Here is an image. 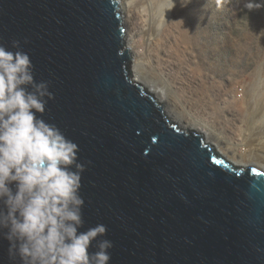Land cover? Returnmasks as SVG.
<instances>
[{
  "label": "water",
  "instance_id": "obj_1",
  "mask_svg": "<svg viewBox=\"0 0 264 264\" xmlns=\"http://www.w3.org/2000/svg\"><path fill=\"white\" fill-rule=\"evenodd\" d=\"M124 29L116 0H0V43L19 40L54 94L38 118L79 146L80 231L107 226L89 251L106 239L109 264H264V170L166 118L130 78ZM8 233L0 264H23Z\"/></svg>",
  "mask_w": 264,
  "mask_h": 264
},
{
  "label": "clouds",
  "instance_id": "obj_2",
  "mask_svg": "<svg viewBox=\"0 0 264 264\" xmlns=\"http://www.w3.org/2000/svg\"><path fill=\"white\" fill-rule=\"evenodd\" d=\"M11 48L0 43V200L7 208L0 210V227L9 228L7 238L23 264H109L111 241L99 240L97 250L89 251L107 226L80 231L85 165L77 162L79 146L38 118L54 94L48 81H36L21 42L13 40Z\"/></svg>",
  "mask_w": 264,
  "mask_h": 264
},
{
  "label": "rangeland",
  "instance_id": "obj_3",
  "mask_svg": "<svg viewBox=\"0 0 264 264\" xmlns=\"http://www.w3.org/2000/svg\"><path fill=\"white\" fill-rule=\"evenodd\" d=\"M176 1L188 15L193 11V23L190 42L180 44L177 53H173V36L163 41L161 71L173 87L150 78L152 72L139 84L158 99L166 118L180 130L202 133L212 145L218 135L246 155L259 150V135L264 133V0ZM249 2L260 7L249 10L245 6ZM132 66L130 60L133 80ZM182 117L187 125L179 121ZM255 159L250 155L246 160L254 164Z\"/></svg>",
  "mask_w": 264,
  "mask_h": 264
},
{
  "label": "bare ground",
  "instance_id": "obj_4",
  "mask_svg": "<svg viewBox=\"0 0 264 264\" xmlns=\"http://www.w3.org/2000/svg\"><path fill=\"white\" fill-rule=\"evenodd\" d=\"M116 1L118 3V10L121 15L122 24L126 25L128 23V25L125 26L126 29H124V31L127 30V34H124L123 40L125 42V48L128 49L131 61L133 60L132 74H135L133 80H136L137 83L142 82L144 77L149 72H152V74L149 75L150 78L151 76H154L156 79L163 82L162 84L164 87H173L171 81L167 83L170 79L165 77L161 71V55L164 49L163 41L173 36V53H177L176 51L180 44L189 43L191 40L190 26L193 23V11L191 15H188L187 12H183L180 8L181 2L176 0ZM172 3L174 5L173 7ZM197 10L198 8L194 10L196 15ZM187 22L190 25L183 24ZM138 32L141 36V38H139L142 40L141 43L139 42V39H136L139 35ZM159 54L160 57H158ZM151 82L154 83L152 79ZM177 103L180 104V101L178 100ZM174 119H177V117L174 116ZM179 121H181L182 125H187V123L184 122V117ZM196 122L198 123V121ZM198 126L203 127L202 124L199 123ZM191 127L194 128L196 126L194 124ZM207 131L210 132L211 130L207 129ZM262 134L264 135V133ZM262 134L259 135L258 141L259 144H262V148L253 151L251 154L248 153L247 155L245 151L234 150L233 148L238 147V145L231 146L232 144L226 143V140L223 138H218V135L212 142H214L213 146L217 148V151L231 163H241L245 166L253 165L264 170V136H262ZM250 155L257 156V159H255L256 163L251 164L246 160L250 158Z\"/></svg>",
  "mask_w": 264,
  "mask_h": 264
}]
</instances>
